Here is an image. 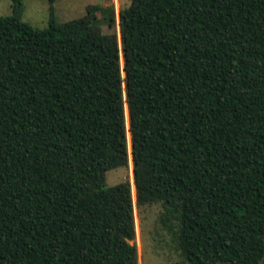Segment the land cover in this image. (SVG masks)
Segmentation results:
<instances>
[{"label": "trees", "instance_id": "16d2710c", "mask_svg": "<svg viewBox=\"0 0 264 264\" xmlns=\"http://www.w3.org/2000/svg\"><path fill=\"white\" fill-rule=\"evenodd\" d=\"M11 1L0 264H139L131 185L107 186L130 162L182 264H260L264 0H130L118 32L113 7L61 22L46 0L34 29Z\"/></svg>", "mask_w": 264, "mask_h": 264}, {"label": "rangeland", "instance_id": "374dc122", "mask_svg": "<svg viewBox=\"0 0 264 264\" xmlns=\"http://www.w3.org/2000/svg\"><path fill=\"white\" fill-rule=\"evenodd\" d=\"M23 12L21 20L34 29L47 27L49 5L46 0H22ZM100 5L103 8L113 7L116 15V28L118 32V13L129 6L130 0H54L55 12L61 22L82 17L87 5ZM12 12L11 0H0V16H9ZM101 18L100 14H97ZM108 30L107 26L102 27ZM133 174L130 165L128 168L111 170L107 176V186L113 187L128 181L132 186ZM132 190V188H131ZM133 198V196H132ZM134 203V219L139 264H182L179 254L171 247L169 236L158 223V216L162 211L160 205H153L143 210L137 209ZM264 264V258L260 262Z\"/></svg>", "mask_w": 264, "mask_h": 264}, {"label": "bare ground", "instance_id": "6f19581e", "mask_svg": "<svg viewBox=\"0 0 264 264\" xmlns=\"http://www.w3.org/2000/svg\"><path fill=\"white\" fill-rule=\"evenodd\" d=\"M127 126H128V123H127ZM127 128V127H126ZM128 136V139H129V134L127 135ZM129 146H130V144H129ZM130 168L132 169V164H131V162H130ZM133 180V179H132ZM131 188H132V190H131V192H132V196H133V198L135 199V187H134V184H133V181H132V186H131Z\"/></svg>", "mask_w": 264, "mask_h": 264}]
</instances>
